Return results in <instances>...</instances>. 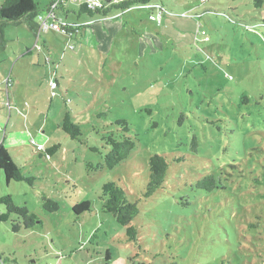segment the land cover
I'll use <instances>...</instances> for the list:
<instances>
[{
    "label": "rangeland",
    "instance_id": "rangeland-1",
    "mask_svg": "<svg viewBox=\"0 0 264 264\" xmlns=\"http://www.w3.org/2000/svg\"><path fill=\"white\" fill-rule=\"evenodd\" d=\"M86 1L59 16L91 28L92 46L54 30L38 38L27 20L4 29L0 142L34 181L1 173L0 216L10 196L37 222L14 232L17 216L0 220V264H264V0H152L103 18L78 15ZM67 113L79 139L62 129ZM118 121L136 146L110 169ZM154 155L169 168L147 198ZM211 175L217 189L197 186ZM109 182L138 205L137 241L103 209Z\"/></svg>",
    "mask_w": 264,
    "mask_h": 264
},
{
    "label": "trees",
    "instance_id": "trees-1",
    "mask_svg": "<svg viewBox=\"0 0 264 264\" xmlns=\"http://www.w3.org/2000/svg\"><path fill=\"white\" fill-rule=\"evenodd\" d=\"M55 1L56 0L42 10L40 9V4L37 0H5L0 7V48L4 47V29L9 23H18L27 20L30 27L35 31L37 28L35 21L39 14L45 10L47 11ZM67 1L70 0L61 1L57 11L58 15H60V9L64 12ZM88 1L89 0L80 5L78 15H87L91 18H103L112 15L114 12H126L133 7L147 5L152 0H123L120 2L108 0L109 3L104 2V7L96 10H90L88 8ZM117 124L122 127L124 134L119 137L116 135V132L113 131L112 135L105 138L107 146L109 147V151L105 157V165L110 169L115 168L123 161L127 160L136 146L133 139L128 135L130 128L127 122L118 121ZM62 129L74 140L79 139L82 135L80 126L72 121L71 114L69 113H67L64 118ZM57 147L59 148V146H56L55 148L48 150L46 156L54 154ZM149 165L150 182L145 194L147 198L163 188L169 168L165 158L159 155L152 156ZM0 172L5 175L8 184L11 181L32 184L34 181L33 177H25L23 175L21 168L14 162L3 145H0ZM197 186L208 192L217 189L216 180L212 175L205 177ZM101 199L103 201L104 211L112 214L119 225L126 227L127 236L130 241H137L138 232L135 227L131 226V223L140 213L137 203L131 202L125 190L113 182L106 183L103 186ZM1 203L4 204L7 209V214L2 216V220L7 221L12 215L19 218L18 221L14 222V232H19L22 227L29 230L36 225L37 219L35 215L31 214L26 206L22 207L16 205L10 196L3 198ZM90 207L91 204L89 202L76 204L74 206V213L81 215L82 213L89 211ZM44 208L48 212H55L59 209V204L55 201L44 199Z\"/></svg>",
    "mask_w": 264,
    "mask_h": 264
},
{
    "label": "built area",
    "instance_id": "built-area-1",
    "mask_svg": "<svg viewBox=\"0 0 264 264\" xmlns=\"http://www.w3.org/2000/svg\"><path fill=\"white\" fill-rule=\"evenodd\" d=\"M62 0H56L53 5L46 11L45 14L38 16V22H37V28H36V35L38 38L42 37V35L50 30H54L57 32H63L68 37L74 36L76 37L80 33V25H73V24H67L65 22V19L60 18V16L57 14V11L59 9V5ZM64 1V0H63ZM88 8L90 10H96L101 9L104 7V2H101L99 0H89L87 2ZM161 6H158L160 14L158 17H152L154 20L158 19L159 22H161L162 16L164 14V10L160 8ZM154 16V15H152ZM202 35H205V32H202ZM208 40V39H207ZM12 83L10 80L7 82V87H10ZM55 87V85H52ZM39 151L43 150L42 146L38 147ZM1 175V172H0Z\"/></svg>",
    "mask_w": 264,
    "mask_h": 264
},
{
    "label": "crops",
    "instance_id": "crops-1",
    "mask_svg": "<svg viewBox=\"0 0 264 264\" xmlns=\"http://www.w3.org/2000/svg\"><path fill=\"white\" fill-rule=\"evenodd\" d=\"M71 1V0H70ZM72 1H76V0H72ZM111 1V0H110ZM47 7V6H46ZM66 19H67V17H66ZM65 19V20H66ZM86 23V22H85ZM84 29V28H83ZM90 29L91 28H87L86 27V29H84V31L82 32V31H80V33L77 35L79 38L80 37H82L81 39H82V41L84 42V44L86 45V46H88V44L89 45H93V41H95V40H92V39H96L97 38V34H92V37H91V35L88 37V35H89V32H90ZM34 33H35V31H34ZM76 36V37H77ZM77 39V38H76ZM4 140H5V138L3 139V141H1L0 142V145H3L4 147H5V145H4ZM2 218V215L0 216V220H2L1 219Z\"/></svg>",
    "mask_w": 264,
    "mask_h": 264
},
{
    "label": "clouds",
    "instance_id": "clouds-1",
    "mask_svg": "<svg viewBox=\"0 0 264 264\" xmlns=\"http://www.w3.org/2000/svg\"><path fill=\"white\" fill-rule=\"evenodd\" d=\"M82 27V26H81ZM82 29H83V27L82 28H80V30L82 31ZM35 32H36V30H35Z\"/></svg>",
    "mask_w": 264,
    "mask_h": 264
},
{
    "label": "water",
    "instance_id": "water-1",
    "mask_svg": "<svg viewBox=\"0 0 264 264\" xmlns=\"http://www.w3.org/2000/svg\"><path fill=\"white\" fill-rule=\"evenodd\" d=\"M106 3H109V1H106Z\"/></svg>",
    "mask_w": 264,
    "mask_h": 264
}]
</instances>
